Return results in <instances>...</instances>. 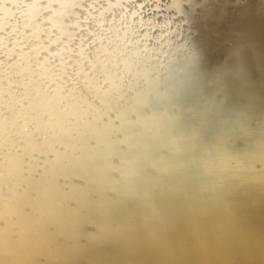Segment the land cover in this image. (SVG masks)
<instances>
[{
	"label": "bare ground",
	"instance_id": "obj_1",
	"mask_svg": "<svg viewBox=\"0 0 264 264\" xmlns=\"http://www.w3.org/2000/svg\"><path fill=\"white\" fill-rule=\"evenodd\" d=\"M140 2L0 0V264H264V0Z\"/></svg>",
	"mask_w": 264,
	"mask_h": 264
},
{
	"label": "clouds",
	"instance_id": "obj_2",
	"mask_svg": "<svg viewBox=\"0 0 264 264\" xmlns=\"http://www.w3.org/2000/svg\"><path fill=\"white\" fill-rule=\"evenodd\" d=\"M118 7H122L121 0H116L115 3H112L111 0H109V7H108V9H106V11H110L112 8H118ZM135 15H139V13L137 12V13H135ZM120 18H121V20H125L126 16L122 14ZM150 23L151 22H149V24ZM141 27H144V25L141 24ZM183 35H184V33H183ZM148 38H150V37H148V34L145 33V37L143 39H148ZM179 38L180 37L177 36V39H179ZM180 48L184 49L188 53L193 64H195V62L200 58L201 54L197 51V46L193 43L192 38H191L189 33L187 35V39L184 40L183 44L180 45ZM142 51H149V49L147 48V45H145V47H144V49H142ZM163 55L167 56L168 53L165 52ZM175 62H176V58H175V56H172L169 58L168 63L161 62L158 65L153 66V71L156 72V78H155V80H152L151 84H155V83L159 82L160 74H161L160 73L161 68H163L165 71H172L171 64H173ZM176 71L182 72L184 70L183 69H177ZM139 82H140L139 80H135V82L130 80L128 82L126 88H125L126 91L135 93L136 86L139 84ZM145 82L148 83L147 81H145ZM124 95H126L125 90L120 95H118V97L114 98L113 102L116 100H119V99H123Z\"/></svg>",
	"mask_w": 264,
	"mask_h": 264
},
{
	"label": "snow or ice",
	"instance_id": "obj_3",
	"mask_svg": "<svg viewBox=\"0 0 264 264\" xmlns=\"http://www.w3.org/2000/svg\"><path fill=\"white\" fill-rule=\"evenodd\" d=\"M146 5V0H141L140 2V8L143 9ZM19 119H24V116H21ZM30 133V129H29V126H28V122H25L22 126H21V135H24V134H29Z\"/></svg>",
	"mask_w": 264,
	"mask_h": 264
}]
</instances>
